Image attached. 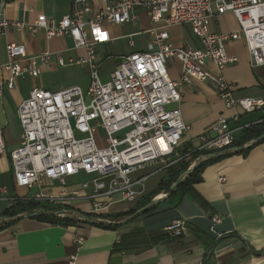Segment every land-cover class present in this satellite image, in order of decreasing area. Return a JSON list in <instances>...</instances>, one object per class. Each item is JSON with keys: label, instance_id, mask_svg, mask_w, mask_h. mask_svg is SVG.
<instances>
[{"label": "built area", "instance_id": "1", "mask_svg": "<svg viewBox=\"0 0 264 264\" xmlns=\"http://www.w3.org/2000/svg\"><path fill=\"white\" fill-rule=\"evenodd\" d=\"M5 3L0 0V35L16 30L31 35L42 32L46 40L69 36L75 48L86 51L85 58L68 61L87 68L85 91L79 86L60 90L34 86L16 109L20 133L17 146L9 152L11 174L14 185L37 189L23 200L36 204L34 214L53 213L89 223L74 212L87 213L94 215L92 221L104 222L96 216L110 205L133 203L144 193L147 176L134 177L138 170L155 164L169 169L196 152L234 149L235 134L246 127L237 124L240 114L264 106L262 98L236 97L223 74L226 67L238 62L226 48L235 40L244 42L252 68L264 65V0H101L97 11L90 0H71L70 10L60 19L41 14L32 23L5 18ZM139 9L145 10L154 25L149 30V50L119 57L108 72L109 79L102 82L96 47L110 40L108 25L134 21ZM224 13L235 17L236 31L217 33L211 29L214 17ZM173 25H187L200 46H173L167 31ZM5 51L3 69L8 77L3 85L8 89L15 87L17 79L38 77L41 66L51 59L48 50L28 55L22 44L7 43ZM171 57L181 65L178 80L169 76L167 60ZM56 62L67 65L61 57ZM194 82L211 83L224 109L232 112L218 116L196 139L198 144L182 153L179 145L188 126L179 107L169 105L180 102L181 86ZM3 151L0 132V153ZM206 157L199 154L194 159ZM80 173L87 178L68 184V178ZM4 194L0 185V199ZM78 203H88L89 210L75 209ZM20 215H1L0 227ZM219 221L217 215L212 216L213 223ZM185 229L184 221L174 220L164 231L178 236ZM83 239L78 235L75 241L81 244Z\"/></svg>", "mask_w": 264, "mask_h": 264}, {"label": "crops", "instance_id": "2", "mask_svg": "<svg viewBox=\"0 0 264 264\" xmlns=\"http://www.w3.org/2000/svg\"><path fill=\"white\" fill-rule=\"evenodd\" d=\"M90 1L94 11L101 7V0ZM70 7L71 0H6L3 14L8 20L32 23L41 14L58 20ZM136 12L138 17L132 22L107 26L110 40L95 50L100 65L112 63L115 67L119 57L149 50V30L154 25L144 9ZM211 29L229 33L236 31L238 24L231 13H224L214 17ZM167 31L173 46H200L187 25H173L167 27ZM7 43L22 44L28 55L48 50L50 62L41 66L38 77L17 79L15 87L8 89L3 85L8 77L3 69L7 62ZM226 48L229 55L238 58L236 64L223 71L235 96L264 99V65L254 68L249 65L242 40L231 41ZM57 57L63 58L67 65L59 66ZM85 57V49L75 48L69 36L46 40L42 32L31 35L16 30L0 35V132L4 141V151L0 153V185L5 188L4 199H0V216L17 200L29 199L37 192L36 188L14 185L11 174L9 152L17 146L20 133L16 116L18 105L34 86L50 90L78 86L58 84L52 76L67 67L80 65L69 64L70 59L75 61ZM80 66L88 75L87 68ZM167 67L169 76L178 80L179 60L169 58ZM180 97L177 105L169 107L178 106L188 126L179 145L183 153L187 147L190 150L198 144L196 139L218 116L229 115L232 111L224 109L211 83L183 85ZM234 110L240 112L238 108ZM262 119L264 106L251 113H241L237 124L247 126ZM197 161L191 157L184 160L186 170ZM167 171L159 164L146 165L133 175L147 176L140 198L133 203H113L98 214L99 218L103 216L100 219L106 220L102 223L113 227L82 222L73 225L51 223L35 216L33 210L22 212L18 218L0 227V264H264V139L245 153L232 149L207 163L200 172L201 180L193 183L178 202L169 198L165 191L148 202L147 198L166 177ZM185 171H181L178 178ZM153 177L157 178L146 187ZM57 190L54 187L52 191L56 193ZM194 193L205 201V206L195 200ZM151 201L156 202L151 204ZM142 204L145 205L142 207ZM89 206L78 203L74 208L85 211ZM118 213L123 215L112 216ZM214 215L220 218L218 223L212 222ZM174 220H182L186 226L178 236H170L164 231ZM156 234H165V237L151 239ZM78 235L84 237L81 244L75 241Z\"/></svg>", "mask_w": 264, "mask_h": 264}, {"label": "trees", "instance_id": "3", "mask_svg": "<svg viewBox=\"0 0 264 264\" xmlns=\"http://www.w3.org/2000/svg\"><path fill=\"white\" fill-rule=\"evenodd\" d=\"M264 119H262L261 121H258L254 124L248 125L246 127L241 128L234 137V141H233V148H235V150H239L240 152H247L253 145L259 143L261 140L264 139ZM250 141H255L252 142V144H250L249 146L242 148L245 144H247ZM181 151V150H180ZM190 151L189 147H187L186 149L183 150V152H187ZM222 152H209V153H193L191 158H195L197 155L199 154H207L206 159L200 161L191 171L190 173L186 176V178H184V180H182L181 182L178 183V185L176 186V188L170 192V194L168 195L169 198H174L175 199V203L179 201V199L181 198V196L183 194H185L187 191H189L191 189V185L193 183L199 182L201 180V176H200V172L202 170V168L209 163L210 161L214 160L217 157H220ZM217 154V155H216ZM186 166L187 163L181 161L176 163L175 165H173L172 167H170L167 171L166 177H164L159 184L157 185V187L153 190L152 194L150 195V197L147 198L148 202L153 198V196L159 194L162 191L168 192L170 189V185L172 184V182L176 181L178 179V175L181 171H185L186 170ZM161 196V195H160ZM158 196V197H160ZM193 197L195 198V200L200 204V205H206L205 201L197 194L194 193ZM174 203V204H175ZM145 204H142V207ZM36 206L35 203H33L32 201H23V200H17L12 206H10L9 208H7L6 210H4L2 212L3 216H15L17 214H20L22 212H28L31 211L34 207ZM83 215L87 216V217H91L94 216L92 214H85L83 213ZM123 214H115L112 215L113 217H119ZM35 216L44 219L48 222L51 223H61L64 225H73L75 223H77V220L74 218H69V217H57L51 213L48 214H35ZM101 217H103L102 215H100ZM98 217V216H96ZM100 217V218H101ZM90 224L93 225H102V226H106V227H113L114 225H110L107 223H101V222H92ZM163 236L165 237V234H156L155 236H152L151 239L153 240H158L160 238H163Z\"/></svg>", "mask_w": 264, "mask_h": 264}, {"label": "rangeland", "instance_id": "4", "mask_svg": "<svg viewBox=\"0 0 264 264\" xmlns=\"http://www.w3.org/2000/svg\"><path fill=\"white\" fill-rule=\"evenodd\" d=\"M114 68L112 63H104L101 65L99 76L102 82L109 79L108 71H111ZM52 79H55L58 84H73L81 86L85 91L88 83L89 77L86 70L80 65H73L65 68L63 71L58 73L55 76H52ZM101 145V143H100ZM87 177L84 174L80 173L71 178H68V184H79L81 181L85 180ZM157 177H153L146 183V187H149Z\"/></svg>", "mask_w": 264, "mask_h": 264}, {"label": "water", "instance_id": "5", "mask_svg": "<svg viewBox=\"0 0 264 264\" xmlns=\"http://www.w3.org/2000/svg\"><path fill=\"white\" fill-rule=\"evenodd\" d=\"M264 137V136H263ZM255 142V141H254ZM252 144V143H251ZM249 146V145H248ZM247 147L246 145H244L242 148H245ZM235 149V148H234ZM206 159V158H205ZM200 162V160H198L192 167H190V169H187L184 173L181 174V176L170 186V189L169 191L167 192V194H170V192H172L176 186L178 185L179 182H181L182 180H184V178H186V176L190 173V171ZM154 202L156 201H151L150 203L153 204ZM76 215L82 217L85 221L89 222V223H92L94 221H92V219H90V217H87L83 214H80L78 212H74ZM53 214V213H51ZM98 222H101L102 221H98Z\"/></svg>", "mask_w": 264, "mask_h": 264}, {"label": "bare ground", "instance_id": "6", "mask_svg": "<svg viewBox=\"0 0 264 264\" xmlns=\"http://www.w3.org/2000/svg\"><path fill=\"white\" fill-rule=\"evenodd\" d=\"M161 197V196H160Z\"/></svg>", "mask_w": 264, "mask_h": 264}]
</instances>
